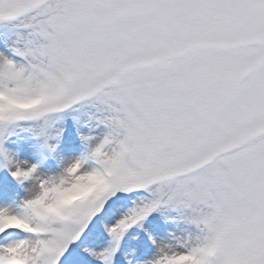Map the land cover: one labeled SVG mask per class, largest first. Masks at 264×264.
<instances>
[{
  "label": "snow or ice",
  "instance_id": "snow-or-ice-1",
  "mask_svg": "<svg viewBox=\"0 0 264 264\" xmlns=\"http://www.w3.org/2000/svg\"><path fill=\"white\" fill-rule=\"evenodd\" d=\"M0 264H264V0H0Z\"/></svg>",
  "mask_w": 264,
  "mask_h": 264
}]
</instances>
